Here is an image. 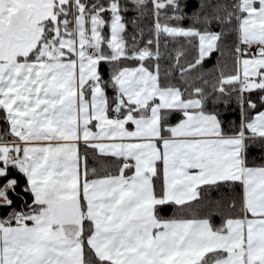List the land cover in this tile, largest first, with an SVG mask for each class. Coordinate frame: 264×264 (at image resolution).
<instances>
[{"label": "snow or ice", "instance_id": "1", "mask_svg": "<svg viewBox=\"0 0 264 264\" xmlns=\"http://www.w3.org/2000/svg\"><path fill=\"white\" fill-rule=\"evenodd\" d=\"M191 2L0 0V264H264V0ZM177 38L197 56L162 78ZM229 38L232 70L189 83Z\"/></svg>", "mask_w": 264, "mask_h": 264}, {"label": "trees", "instance_id": "2", "mask_svg": "<svg viewBox=\"0 0 264 264\" xmlns=\"http://www.w3.org/2000/svg\"><path fill=\"white\" fill-rule=\"evenodd\" d=\"M199 0H192L189 9L188 14L191 15L192 11L198 6ZM131 15V13H129ZM140 29L143 31V36L141 37L139 34L137 35V41L139 43V46H143V43L146 42L149 38L152 37V18L150 16L145 17L140 22ZM190 23V21H185L184 24L187 26V24ZM214 30H219L218 28ZM131 35H132V28L129 26L128 34L126 36V39H128L129 43H131ZM231 38L227 39L225 44L222 46L224 50V54L222 55L221 52H214L210 58L205 59L202 66L198 68L196 71L189 74L187 77V80L189 83H193L197 86L205 87L206 90L211 91L213 83H215L217 77L220 75L221 71H224L225 73H228L232 70V60L231 56L229 54V49L231 47ZM177 50H182L184 55L181 58L180 63L186 65L189 61L194 62L197 51L195 47L192 44H189L185 39L183 38H177V40L173 41L169 39L168 47L165 49L163 40L161 41V51L165 53L164 58L161 60V72H162V78L163 73L165 71H168L170 68V65L174 63L173 59H169L168 54L171 53L172 57L175 56ZM126 66H136L134 62L128 61L125 62ZM104 77L107 79L110 75V66L107 64H104L102 66ZM168 80L173 83L177 84L181 87H186L187 85L184 84V82L181 80L178 71L173 70L172 73L169 75ZM204 80H207L209 83L207 85L204 84ZM109 95H111V90H109ZM255 99V97H253ZM220 111L224 114L226 119L230 123H234L236 125L239 124L240 120V109L237 106L235 99L233 98L227 108H225L224 104L218 105ZM209 108H212L211 103L209 104ZM254 115L255 113H251ZM178 116H173V122L176 121ZM228 125H226L227 127ZM81 151L83 152V146H81ZM89 165H93L92 160V153L89 151ZM248 160L250 165H259L261 163H264V160H262V153L255 148H253L248 155ZM111 166V162H109ZM240 192V186L239 184L236 185V193ZM174 207L173 205H166L163 206L161 209V214L164 216H171L174 214ZM225 211L226 210H222ZM185 215L187 216H197V215H203L204 214V208L202 204H198L196 202H193L191 204L190 208L185 209ZM214 222L216 224L220 223V215H216L214 217Z\"/></svg>", "mask_w": 264, "mask_h": 264}]
</instances>
